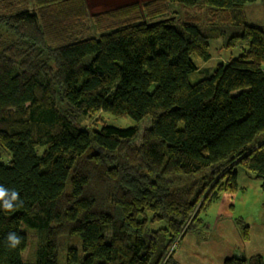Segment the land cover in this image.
Wrapping results in <instances>:
<instances>
[{"label":"trees","instance_id":"16d2710c","mask_svg":"<svg viewBox=\"0 0 264 264\" xmlns=\"http://www.w3.org/2000/svg\"><path fill=\"white\" fill-rule=\"evenodd\" d=\"M166 2L187 16L96 35L87 0H0V185L23 201L0 208V264H59L62 247L66 264H175L239 170L264 186V27L244 15L256 0ZM220 20L242 25L226 43L239 53L199 67L226 35ZM100 111L150 124L84 123Z\"/></svg>","mask_w":264,"mask_h":264},{"label":"rangeland","instance_id":"374dc122","mask_svg":"<svg viewBox=\"0 0 264 264\" xmlns=\"http://www.w3.org/2000/svg\"><path fill=\"white\" fill-rule=\"evenodd\" d=\"M88 7L90 10V15L95 27L94 33L97 35L100 32L111 31L117 28H121L122 26L130 25L131 23L138 22L140 20L145 21H156L163 18H167L170 16V13L178 16V18H182L187 16L182 5L180 3H169L167 4L166 0H87ZM201 12L200 15H197V12ZM196 12V16H201L202 19L208 18V13L205 12L204 9L198 10ZM176 12V14H175ZM244 15L246 22L251 25L262 26L264 27V0H256V2L249 4L244 9ZM215 18V17H214ZM221 25L225 31L226 35L220 37L216 40H213L210 45L211 59L208 61H203L198 57H194V62L199 67H216L221 62H225L228 60L230 55H238L240 45L236 47H228L226 43L228 41V37L232 34H239L242 30V25H233L226 21L220 20L218 22H214ZM192 81L198 80V74H196L192 79ZM93 128L100 129L104 124L115 126L118 128H129L135 125H139L142 129L149 126L150 120L144 119L140 122H137L130 117H119L115 116L109 112L100 111V113L96 114L92 119L86 120L84 123L86 125H90L92 123ZM239 179L238 184L243 189L247 187L246 191H238V196L242 197V200L236 201V210L231 212L235 217L242 216L246 219V217H264V213L260 211H264V206L260 207L259 210L253 211L252 204L257 199L256 196L260 192H258V188H256L257 182L259 185L262 184L261 179H251L255 178L252 175V172L239 170ZM251 176V177H250ZM258 180V181H255ZM229 193L225 195L223 194L224 201H221L220 205L217 208L210 207L204 216L205 225H200V234L202 236L213 237L215 234L214 225L216 223L217 217L222 213L223 216H228L230 214L228 212L229 205ZM222 197V195H221ZM220 197V198H221ZM219 198V199H220ZM156 228L165 227L166 222H158L154 224ZM31 231V228H27ZM33 234V232H30ZM197 233V231H189L187 234ZM36 239L35 236L32 237L30 241V246L24 254V257H29L32 252L34 242L33 239ZM69 245H76L78 248H82L85 250V246L80 242H75L70 239ZM66 249L62 247L59 251V264H66ZM30 261H34L33 259Z\"/></svg>","mask_w":264,"mask_h":264},{"label":"crops","instance_id":"0c3cea01","mask_svg":"<svg viewBox=\"0 0 264 264\" xmlns=\"http://www.w3.org/2000/svg\"><path fill=\"white\" fill-rule=\"evenodd\" d=\"M251 177V176H250ZM239 179V178H238ZM258 179V178H251ZM258 181V180H255ZM239 189L236 192L229 193L228 216L220 215L216 219L214 225L215 234L213 237L199 236L196 233L185 235L174 254L175 264H225L228 257L250 258L260 255L264 259V217H246L245 221L250 225L249 237L244 240L241 232L236 226L235 216L231 214L236 210V201L242 200L238 196V191H246L248 188ZM258 196L252 204L253 211L259 210L264 206V186L263 182L259 185ZM224 194V193H223ZM212 203L210 207L217 208L224 196ZM209 207V208H210ZM262 214L264 211H260Z\"/></svg>","mask_w":264,"mask_h":264},{"label":"clouds","instance_id":"9594fccd","mask_svg":"<svg viewBox=\"0 0 264 264\" xmlns=\"http://www.w3.org/2000/svg\"><path fill=\"white\" fill-rule=\"evenodd\" d=\"M22 204L23 201L16 190L0 185V208L6 212H15ZM6 240L11 249H16L22 243V238L16 232H9Z\"/></svg>","mask_w":264,"mask_h":264}]
</instances>
